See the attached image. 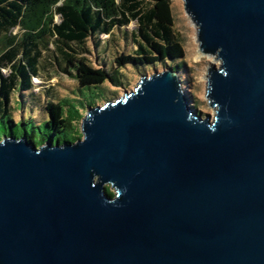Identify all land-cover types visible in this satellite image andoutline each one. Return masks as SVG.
I'll return each instance as SVG.
<instances>
[{
    "label": "water",
    "instance_id": "water-1",
    "mask_svg": "<svg viewBox=\"0 0 264 264\" xmlns=\"http://www.w3.org/2000/svg\"><path fill=\"white\" fill-rule=\"evenodd\" d=\"M182 1L214 117L169 69L74 141L1 135L0 264H264V0Z\"/></svg>",
    "mask_w": 264,
    "mask_h": 264
},
{
    "label": "trees",
    "instance_id": "trees-1",
    "mask_svg": "<svg viewBox=\"0 0 264 264\" xmlns=\"http://www.w3.org/2000/svg\"><path fill=\"white\" fill-rule=\"evenodd\" d=\"M16 29L20 36L12 37ZM90 43L97 64L86 58ZM0 44V128L36 146L81 138L83 112L107 98L104 87L128 88L124 73L160 65L178 72L184 57L171 0H0ZM52 75L75 84L36 92L33 80ZM107 192L114 196L110 186Z\"/></svg>",
    "mask_w": 264,
    "mask_h": 264
},
{
    "label": "rangeland",
    "instance_id": "rangeland-1",
    "mask_svg": "<svg viewBox=\"0 0 264 264\" xmlns=\"http://www.w3.org/2000/svg\"><path fill=\"white\" fill-rule=\"evenodd\" d=\"M65 1V0H63ZM172 6H173V14L175 19V28L176 32L178 34V38L181 42V44L184 47V57L181 58L177 64L182 65V69L177 72V75L181 81H189L190 82V88L185 90V93L188 97V99L191 102V105H193L196 108V111L201 114L203 117L206 115H211L212 118L215 115V112L213 109L209 108L207 105V99L205 98L206 95V71L207 66L210 63H214L217 66L220 65V60H215V56H205L203 55V58L198 60L197 55L199 51L197 50V42L195 40V34L197 33V28L193 26L192 21L190 18L186 15L184 11V4L182 0H171ZM55 22H59V19L56 18ZM136 25L132 23L128 30H135ZM12 37H19L20 32L19 29L13 30L11 33ZM102 42H105L108 40V36L102 35L101 36ZM92 43H90V54L87 55L86 58L90 60L91 62H94L97 64V55L98 53H95V51L92 48ZM2 49V45L0 44V50ZM101 54V53H100ZM100 59V58H99ZM101 60V59H100ZM107 61L113 60V57L111 55H108L106 57ZM165 70H169L167 67L164 66H155L151 67L149 70H146L143 73H134V72H127L124 73L126 77V84L128 85V88H114L112 86H106L104 87L105 93L108 95L107 98H103L100 100H97L96 105L102 106L107 101H115L119 97H121L125 91H132L134 90V86L138 83L139 79L143 75H150L153 72H162ZM50 82H48L46 79H42L40 83H37L36 80L34 81V84L37 86H41L40 88L37 87L36 92H43L47 90V87L49 88H56L61 89L59 86L60 84L66 85V86H73L75 84V80L73 77L69 76H61V75H52ZM42 84V85H39ZM115 90L113 93L110 94L111 90ZM62 90V89H61ZM30 109V105H28V111ZM87 110V108H86ZM85 112H83V115ZM29 115V113H28ZM18 118V117H17ZM22 128V127H21ZM76 130L79 131L80 135L79 137H82L81 134V121L76 124ZM0 134L4 135L3 127L0 128ZM43 133H41L40 130L37 131V138L40 139Z\"/></svg>",
    "mask_w": 264,
    "mask_h": 264
},
{
    "label": "bare ground",
    "instance_id": "bare-ground-1",
    "mask_svg": "<svg viewBox=\"0 0 264 264\" xmlns=\"http://www.w3.org/2000/svg\"><path fill=\"white\" fill-rule=\"evenodd\" d=\"M202 58H203V55L199 52L198 55H197V59L200 60ZM36 82L40 83V81L38 79H36Z\"/></svg>",
    "mask_w": 264,
    "mask_h": 264
}]
</instances>
